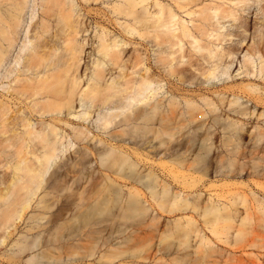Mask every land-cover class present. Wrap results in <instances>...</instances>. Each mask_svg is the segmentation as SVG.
<instances>
[{
    "label": "rangeland",
    "instance_id": "374dc122",
    "mask_svg": "<svg viewBox=\"0 0 264 264\" xmlns=\"http://www.w3.org/2000/svg\"><path fill=\"white\" fill-rule=\"evenodd\" d=\"M147 1L153 11L159 3L171 7L218 57L209 59L188 39L183 52L171 54L182 72L163 73L164 86H155L153 98L164 95L169 107L165 148L152 132L147 142L145 127L135 124L92 130L94 140L115 136L114 152L93 154L73 138L45 175L18 232L0 246V264H264V0H202L181 9L171 0ZM203 3L219 5V15L204 20L193 12ZM156 43L136 44L140 52L129 45L125 58L148 56L147 66L158 72L159 59L176 46ZM87 47L90 52V40ZM16 51L4 86H13L22 68L13 62ZM216 62L217 75L208 79ZM62 120L87 123L71 114ZM3 164L0 172L11 173ZM18 246L25 251L17 253Z\"/></svg>",
    "mask_w": 264,
    "mask_h": 264
},
{
    "label": "bare ground",
    "instance_id": "6f19581e",
    "mask_svg": "<svg viewBox=\"0 0 264 264\" xmlns=\"http://www.w3.org/2000/svg\"><path fill=\"white\" fill-rule=\"evenodd\" d=\"M100 1L0 0V163L11 172H0V246L18 232L45 175L60 154L73 146V138L89 145L93 154L95 149L114 152L116 137L110 134L108 141L94 140L92 130L106 132L135 124L145 127L147 142L152 132L165 148L169 107L164 95L153 100L155 86L163 88V73L175 75L177 68L172 62L176 58L171 54L183 52L184 39L194 50L205 51L209 59L218 57L216 51L199 43L185 23L176 20L171 7L159 3L153 11L147 0H107L106 6L100 7ZM171 1L177 9L202 3ZM38 6L39 20L33 23L29 37L28 27ZM220 9L214 3H203L193 12L209 20L219 15ZM232 15L229 11L226 16ZM150 39L176 46L169 56L159 59L158 72L147 66L148 56L137 53L125 58L129 45L131 52H140L135 45ZM89 40L92 48L86 52ZM16 49L13 62L22 63V68L16 69L14 85L4 86L3 80L12 72L6 64ZM223 56L221 52L219 58ZM263 66L260 60V71ZM218 68L216 62L206 77H216ZM69 114L87 123L71 126L62 120ZM155 114L159 117L152 123ZM179 114L173 112L175 117ZM28 153L32 159L25 155ZM18 243L17 239L14 244ZM24 249L18 246L17 253Z\"/></svg>",
    "mask_w": 264,
    "mask_h": 264
}]
</instances>
